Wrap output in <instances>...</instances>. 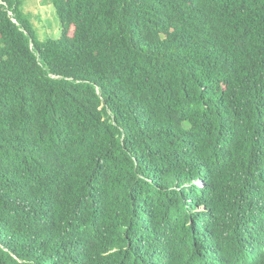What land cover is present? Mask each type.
Here are the masks:
<instances>
[{
  "label": "trees",
  "instance_id": "1",
  "mask_svg": "<svg viewBox=\"0 0 264 264\" xmlns=\"http://www.w3.org/2000/svg\"><path fill=\"white\" fill-rule=\"evenodd\" d=\"M51 2L0 0V264H264V0Z\"/></svg>",
  "mask_w": 264,
  "mask_h": 264
},
{
  "label": "rangeland",
  "instance_id": "2",
  "mask_svg": "<svg viewBox=\"0 0 264 264\" xmlns=\"http://www.w3.org/2000/svg\"><path fill=\"white\" fill-rule=\"evenodd\" d=\"M21 10L36 40L61 37V21L51 0H22Z\"/></svg>",
  "mask_w": 264,
  "mask_h": 264
},
{
  "label": "water",
  "instance_id": "3",
  "mask_svg": "<svg viewBox=\"0 0 264 264\" xmlns=\"http://www.w3.org/2000/svg\"><path fill=\"white\" fill-rule=\"evenodd\" d=\"M16 20V19H15Z\"/></svg>",
  "mask_w": 264,
  "mask_h": 264
}]
</instances>
